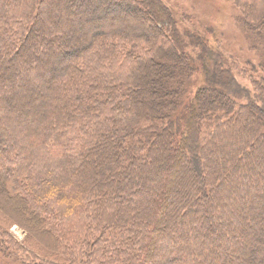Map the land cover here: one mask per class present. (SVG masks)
<instances>
[{"label":"trees","instance_id":"trees-1","mask_svg":"<svg viewBox=\"0 0 264 264\" xmlns=\"http://www.w3.org/2000/svg\"><path fill=\"white\" fill-rule=\"evenodd\" d=\"M229 1L256 61L160 0H0V264H264V0Z\"/></svg>","mask_w":264,"mask_h":264},{"label":"rangeland","instance_id":"rangeland-1","mask_svg":"<svg viewBox=\"0 0 264 264\" xmlns=\"http://www.w3.org/2000/svg\"><path fill=\"white\" fill-rule=\"evenodd\" d=\"M176 17L191 15L198 23L213 28L217 33L222 50L242 63L256 61L257 57L249 47V41L236 24L238 10L229 0H160ZM153 76H150L152 79ZM9 234L19 243L25 233L13 226Z\"/></svg>","mask_w":264,"mask_h":264}]
</instances>
